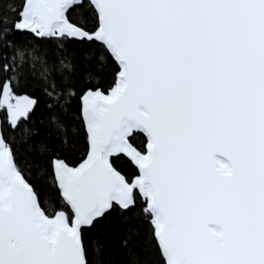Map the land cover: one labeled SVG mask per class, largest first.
Listing matches in <instances>:
<instances>
[{
  "label": "snow or ice",
  "instance_id": "6c2138e0",
  "mask_svg": "<svg viewBox=\"0 0 264 264\" xmlns=\"http://www.w3.org/2000/svg\"><path fill=\"white\" fill-rule=\"evenodd\" d=\"M0 264H264V0H0Z\"/></svg>",
  "mask_w": 264,
  "mask_h": 264
}]
</instances>
